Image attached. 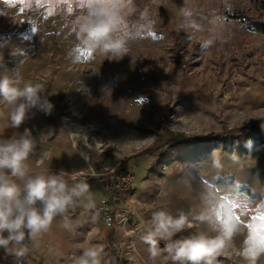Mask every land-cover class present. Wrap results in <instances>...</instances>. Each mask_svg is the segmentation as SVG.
<instances>
[{"label":"rangeland","instance_id":"rangeland-1","mask_svg":"<svg viewBox=\"0 0 264 264\" xmlns=\"http://www.w3.org/2000/svg\"><path fill=\"white\" fill-rule=\"evenodd\" d=\"M211 2L212 14L159 12L153 24H127L118 32L127 55L108 60L81 39L88 17L76 10H86L87 0H0V63L47 72L51 116L84 167L77 177L96 181L94 207L83 197L71 249L44 239L37 253L40 245L29 242L20 260L0 249V264H76L93 246L102 249L101 264H171L163 253L151 260L142 239L162 207L205 217L177 238L224 235L219 256L232 263L217 256L216 264H264V155L238 156L215 141L157 151L179 135L198 138L264 119V31L252 25H264V0ZM69 122L91 128L99 145L74 142ZM146 150L156 157L135 156ZM122 172L131 180L124 202L110 203L116 220L108 226L102 200L109 177Z\"/></svg>","mask_w":264,"mask_h":264},{"label":"clouds","instance_id":"clouds-1","mask_svg":"<svg viewBox=\"0 0 264 264\" xmlns=\"http://www.w3.org/2000/svg\"><path fill=\"white\" fill-rule=\"evenodd\" d=\"M115 3L91 0L86 10L88 19L81 25V39L108 60H120L128 53L127 38L118 34L122 16ZM0 102L5 109L0 119L14 130L10 136L0 135V249L20 260L29 250L28 243L40 239L57 219L65 230L72 231L69 209L81 197L94 207L93 196L84 179L30 162L36 141L32 129L20 131L21 126L33 110L51 115L55 107L44 95L43 85L23 80L17 72H0ZM203 222L205 217L183 210L175 214L166 207L153 211L142 237L149 258L156 261L163 253L171 264H216V257L227 246L224 235L197 231L177 238L186 228ZM101 252L95 246L86 248L76 264H101Z\"/></svg>","mask_w":264,"mask_h":264},{"label":"crops","instance_id":"crops-1","mask_svg":"<svg viewBox=\"0 0 264 264\" xmlns=\"http://www.w3.org/2000/svg\"><path fill=\"white\" fill-rule=\"evenodd\" d=\"M214 1L215 4H217V0ZM81 2L84 4L85 0H81ZM90 6L91 0H87V7L85 9L87 10ZM113 6L122 16L119 29L126 28L127 24H135L137 26L142 23L153 24L154 17L159 12L166 15L171 14L179 17H190L196 14H212L216 10V7L213 6L211 0H116V3ZM78 7L79 8H77L76 12L84 13L86 11L83 10L80 12V5ZM22 62L23 61L21 60V64ZM5 71L10 73L17 72L23 80L26 81L30 80L33 82L34 79V83L39 81L44 87V95L47 96L48 75L46 71L34 73L25 70H10L6 64L2 65L0 63V72ZM4 111V105L0 102V112ZM5 125L6 121L0 119V135L10 136L14 130L7 128ZM25 127L32 129V134L36 141L35 152L30 159V162L34 166L41 165L47 167L52 172H59L63 169L66 174L78 178L77 176L83 172L82 170L84 167H81L80 165L79 156L76 153L71 137L64 126L57 125L51 115H45L33 110V112L30 113V118L21 126L20 131H23ZM95 183L96 181L90 182L89 185L91 186ZM92 196L94 202V195ZM83 201V197L78 201L80 215L77 218L71 219L72 231L65 230L61 226L59 219H57L54 221L50 230L37 240L36 246L42 244L44 239H49L55 240V243H57L56 245H60L63 249H71L74 237L77 234V229H79L81 224L79 221L85 212ZM71 211L73 212H69L68 214L76 212L74 206ZM42 249L43 245L38 246V250H36L37 253H41Z\"/></svg>","mask_w":264,"mask_h":264},{"label":"trees","instance_id":"trees-1","mask_svg":"<svg viewBox=\"0 0 264 264\" xmlns=\"http://www.w3.org/2000/svg\"><path fill=\"white\" fill-rule=\"evenodd\" d=\"M252 25L254 26L255 29L264 31V25H260L256 23H252ZM198 141L223 142L226 145L225 146L226 150H229L230 152L238 156H247L252 154L253 157H258L259 155H264V119H261L258 122H256V124H254V126L251 128H241V129L231 130L222 133L208 134L198 138H195L193 136L179 135L178 139L168 142L165 146L161 147L157 151H162V153H164L166 151L165 150L166 147L170 148L182 142H185L187 144L190 142L194 143ZM143 155L149 156L151 158L156 157L155 152L153 150H146L135 156H143ZM135 156H132L129 159H126L125 161L128 162L130 159H132ZM74 208L76 212L68 214L70 219L77 218L80 215V207L78 202L76 203ZM219 258L227 263H232L231 260L227 258H223L222 256H219Z\"/></svg>","mask_w":264,"mask_h":264},{"label":"built area","instance_id":"built-area-1","mask_svg":"<svg viewBox=\"0 0 264 264\" xmlns=\"http://www.w3.org/2000/svg\"><path fill=\"white\" fill-rule=\"evenodd\" d=\"M130 177V174L123 172L109 177L105 198L102 200L101 205L102 216L108 226H112L116 220V215L113 213L110 203L112 201L124 202L126 199L125 188L131 180ZM119 190L121 193L117 194Z\"/></svg>","mask_w":264,"mask_h":264},{"label":"bare ground","instance_id":"bare-ground-1","mask_svg":"<svg viewBox=\"0 0 264 264\" xmlns=\"http://www.w3.org/2000/svg\"><path fill=\"white\" fill-rule=\"evenodd\" d=\"M68 128L75 138L74 142L79 141L82 145H85L87 149L92 148L93 143L97 146L99 145L98 139L92 135L91 128L88 126L69 122ZM79 149L82 153H85V149L82 146H80Z\"/></svg>","mask_w":264,"mask_h":264},{"label":"snow or ice","instance_id":"snow-or-ice-1","mask_svg":"<svg viewBox=\"0 0 264 264\" xmlns=\"http://www.w3.org/2000/svg\"><path fill=\"white\" fill-rule=\"evenodd\" d=\"M234 209H235V207L233 206V214H234Z\"/></svg>","mask_w":264,"mask_h":264}]
</instances>
